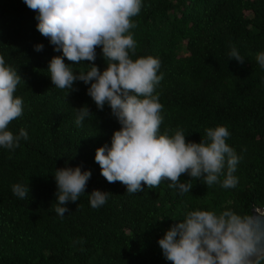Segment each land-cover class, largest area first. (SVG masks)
Instances as JSON below:
<instances>
[{"label":"trees","instance_id":"trees-1","mask_svg":"<svg viewBox=\"0 0 264 264\" xmlns=\"http://www.w3.org/2000/svg\"><path fill=\"white\" fill-rule=\"evenodd\" d=\"M36 16L23 0H0V56L22 78L14 95L23 101V114L8 129L28 134L13 150L0 147V264H171L158 240L188 212L248 217L252 204L264 208V68L256 59L264 52V0H142L131 18L132 59L160 61L154 93L163 105L160 134L179 129L198 143L206 129L225 126L226 143L239 157L234 188L182 174L181 182L193 185L187 193L167 180L128 193L101 175L96 149L110 147L121 125L107 104L97 108L90 85L76 81L67 95L52 84L48 64L62 52L39 33ZM233 47L243 64L230 58ZM96 53L103 71L101 48ZM88 63L71 67L86 72ZM85 105L92 114L78 126L77 109ZM77 166L91 172L86 193L61 217L54 175ZM18 183L30 189L24 199L12 191ZM93 190L108 192L99 208L90 204Z\"/></svg>","mask_w":264,"mask_h":264},{"label":"clouds","instance_id":"clouds-1","mask_svg":"<svg viewBox=\"0 0 264 264\" xmlns=\"http://www.w3.org/2000/svg\"><path fill=\"white\" fill-rule=\"evenodd\" d=\"M37 13V30L62 55L53 56L48 64L52 84L61 90H74L76 81L90 85L87 94L98 109L107 104L121 128L114 131L111 146L96 149L95 162L109 183L120 182L126 192L138 193L142 185L152 189L162 181L181 193L190 192L191 180L181 182L182 174L192 179L203 177L206 185L220 183L234 188L233 175L239 161L234 149L226 143L230 133L225 126L206 129L200 142L186 141L177 129L174 135L166 130L160 134L163 105L156 86L160 61L151 56L135 60L136 41L130 29L136 25L131 18L141 9L142 0H23ZM101 48L106 68L95 64L96 49ZM43 49L42 44L35 46ZM231 59L243 64L244 58L233 47ZM65 58L71 63H65ZM264 68V52L256 56ZM89 62V70L75 72L71 65ZM17 70L5 64L0 56V147L13 150L21 139L28 138L21 128L18 134L9 124L23 114V101L15 96L21 81ZM76 125H81L92 113L85 105L77 109ZM225 168L227 171L225 172ZM224 176L220 181V176ZM90 171L80 167L57 168L55 211L61 217L69 211L66 205L75 203L86 193ZM29 187L12 186L13 193L24 199ZM93 208L103 206L108 192L89 193ZM262 210V209H261ZM166 260L171 264H261L264 261V216L241 217L232 211L217 215L211 211H190L179 223L158 240Z\"/></svg>","mask_w":264,"mask_h":264},{"label":"water","instance_id":"water-1","mask_svg":"<svg viewBox=\"0 0 264 264\" xmlns=\"http://www.w3.org/2000/svg\"><path fill=\"white\" fill-rule=\"evenodd\" d=\"M251 216H264V210H261L260 208H256L252 204V208L250 209V215L248 217Z\"/></svg>","mask_w":264,"mask_h":264},{"label":"built area","instance_id":"built-area-1","mask_svg":"<svg viewBox=\"0 0 264 264\" xmlns=\"http://www.w3.org/2000/svg\"><path fill=\"white\" fill-rule=\"evenodd\" d=\"M262 210H264V208H262Z\"/></svg>","mask_w":264,"mask_h":264}]
</instances>
